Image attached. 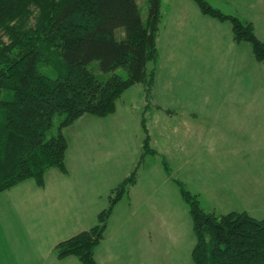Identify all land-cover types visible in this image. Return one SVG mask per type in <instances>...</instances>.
Listing matches in <instances>:
<instances>
[{
	"label": "rangeland",
	"instance_id": "rangeland-1",
	"mask_svg": "<svg viewBox=\"0 0 264 264\" xmlns=\"http://www.w3.org/2000/svg\"><path fill=\"white\" fill-rule=\"evenodd\" d=\"M137 1L145 20L147 0ZM205 1L252 22L264 41V0ZM160 13L159 57L147 65L157 74L153 97L137 83L115 113L85 114L63 130L70 176L48 172L47 186L59 188L53 198L32 179L0 193V264H80L76 256L59 259L54 247L97 223L111 188L145 152L143 119L155 153L144 156L136 184L115 207L99 263L144 264L145 248L151 264H194L192 219L174 180L206 211L264 217V62L249 42L233 39L228 20L204 15L194 0H161ZM89 67L105 77L98 61ZM63 118L54 117L48 137Z\"/></svg>",
	"mask_w": 264,
	"mask_h": 264
},
{
	"label": "trees",
	"instance_id": "trees-1",
	"mask_svg": "<svg viewBox=\"0 0 264 264\" xmlns=\"http://www.w3.org/2000/svg\"><path fill=\"white\" fill-rule=\"evenodd\" d=\"M160 1L147 0L144 20L137 0H0V193L29 179L44 187L53 168L67 173L63 130L83 115L113 114L119 98L137 83L146 97L152 95L156 73L147 65L159 57ZM194 1L204 15L228 20L233 39L249 42L255 59L264 62V41L252 22ZM118 29L125 32L121 39ZM93 61L105 77L89 67ZM57 115H64L58 134L48 137ZM142 122L140 161L110 190L95 225L55 245L59 259L76 256L80 264H98L95 250L116 205L136 183L144 156L155 153ZM174 182L192 219L194 264H264V217L246 210L206 211L197 194Z\"/></svg>",
	"mask_w": 264,
	"mask_h": 264
},
{
	"label": "crops",
	"instance_id": "crops-1",
	"mask_svg": "<svg viewBox=\"0 0 264 264\" xmlns=\"http://www.w3.org/2000/svg\"><path fill=\"white\" fill-rule=\"evenodd\" d=\"M158 45V44H157ZM156 81H157V74H156V79H155V83H156ZM154 90H155V85H154V89H153V92H152V97H153V95H154ZM144 95H145V92H144ZM151 96H149V97H147V100L149 101L150 100V97ZM151 97V98H152ZM145 98H146V95H145ZM151 105L147 102V104H146V109L148 108V107H150ZM117 108H118V101H117ZM156 108H158V109H160V110H165V107H162V105L161 104H157L156 105ZM116 111H117V109H116ZM115 111V112H116ZM114 112V113H115ZM167 113H169L168 111H167ZM81 118V117H80ZM79 118V119H80ZM77 121V120H76ZM75 121V122H76ZM74 122V123H75ZM66 157H67V154H66ZM65 163H66V167H67V173H63V174H65V175H67L68 174V176H70V172H69V169H68V162H67V160H66V158H65ZM140 167V166H139ZM54 169V168H53ZM52 170V169H51ZM50 170V171H51ZM60 171V170H59ZM61 172V171H60ZM48 174V173H47ZM47 181H48V178L46 177V183H45V186L44 187H42V188H45V189H47L48 191H51V192H49V193H51V195H52V198H53V195H54V191H56V192H58L59 193V188H53V187H51V188H49L47 185L49 184H47ZM62 182V181H61ZM137 182V181H136ZM136 184V183H135ZM112 189V188H111ZM129 194H130V190H129ZM117 206V205H116ZM115 210V209H114ZM114 213V212H113ZM113 215V214H112ZM111 215V216H112ZM149 236H152L151 234H149ZM151 242H152V239L150 240V241H146V242H144V243H147V244H151ZM102 243V242H101ZM101 243L97 246V248H96V250H95V257H96V259H97V251L99 250V247H100V245H101ZM194 247V246H193ZM150 248V246H148L147 247V250ZM143 251H144V255H146V257L145 258H143L144 260H145V262H144V264H151L152 263V261H151V259L149 260V253H146V251H145V248H143ZM152 255H153V259L155 258V254L154 253H152ZM97 262H98V264H101V263H99V261H98V259H97Z\"/></svg>",
	"mask_w": 264,
	"mask_h": 264
}]
</instances>
